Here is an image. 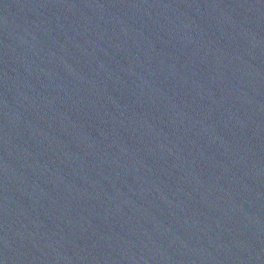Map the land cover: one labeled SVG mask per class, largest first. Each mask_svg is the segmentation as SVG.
<instances>
[{
  "label": "water",
  "instance_id": "water-1",
  "mask_svg": "<svg viewBox=\"0 0 264 264\" xmlns=\"http://www.w3.org/2000/svg\"><path fill=\"white\" fill-rule=\"evenodd\" d=\"M163 0H0V264H122Z\"/></svg>",
  "mask_w": 264,
  "mask_h": 264
}]
</instances>
